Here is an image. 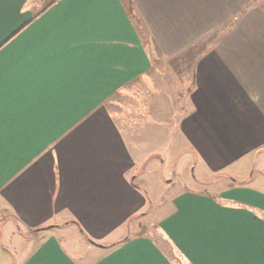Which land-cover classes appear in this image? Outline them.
Segmentation results:
<instances>
[{
  "label": "crops",
  "instance_id": "obj_1",
  "mask_svg": "<svg viewBox=\"0 0 264 264\" xmlns=\"http://www.w3.org/2000/svg\"><path fill=\"white\" fill-rule=\"evenodd\" d=\"M41 2L0 0V67L21 99L0 133V234L10 243H0V264H175L158 235H127L147 205L133 173L143 147L164 141L177 125L184 133L181 123L202 122L215 105L225 106V129L237 131V120V132L247 133L240 119L246 88L218 94L212 81L228 83L223 75L235 68L225 66L228 57L264 70V51L247 62L249 54L225 47L253 35L248 30L259 35L245 41L264 40V0ZM161 61L191 85L182 112L172 107L177 98ZM138 97L144 109L131 105ZM127 102L130 112H121ZM263 123L247 134L254 140L247 147L234 138L216 150L225 165L262 149ZM49 150L28 194L14 195L9 186ZM159 233L190 264H264V187L242 180L216 195L182 190Z\"/></svg>",
  "mask_w": 264,
  "mask_h": 264
},
{
  "label": "rangeland",
  "instance_id": "obj_2",
  "mask_svg": "<svg viewBox=\"0 0 264 264\" xmlns=\"http://www.w3.org/2000/svg\"><path fill=\"white\" fill-rule=\"evenodd\" d=\"M41 1V6H44L48 0ZM229 27L230 26L225 27V29ZM249 28L252 27H246V29ZM246 34H253L249 36L251 38L259 35L258 30L256 32L248 30ZM249 37L243 38L244 41H237L240 43H226L225 47L230 53H235L236 55L237 53H240L241 56L249 54L247 56V62H252V55H263L264 40L245 41V39ZM203 48V45H201L198 50ZM235 59L236 56L225 59V66L235 67L232 74L224 73L223 75L225 80L229 79L226 81L228 83L225 85L221 83L220 80L213 79L212 84L218 87V94L223 92L222 89H224L226 93H231L233 91L234 93L240 94V92L246 88V92H244L243 95L241 94V99L244 97L247 101H242L243 110L240 117V119L243 118L245 124L243 130L247 131V133H244L246 135L237 132L243 126L242 123H239L237 120L232 123L236 125L237 131L230 133L228 128L225 129V124L230 123H225V114H221L225 106L215 105V111L213 113H207L206 115H208V117L202 116V122L197 121L196 123H191V121H187L184 125L181 123L185 134L180 132L177 125L175 129H170L169 135L164 137V141L146 148L143 147L145 154H142V157L145 156V159L140 161L133 173L136 174L135 182L146 191L147 205L143 209L145 210L143 214H139L140 216L133 220L131 219L127 235L134 234L135 232L144 233L154 238L158 235L159 237L156 240H160L163 246L165 245L169 249V255L175 264L190 263L175 250L172 245L162 239L161 233H159V220H161L170 206L171 199L177 193L182 190H195L216 195L218 191L229 182H240L242 180H246V184L249 186L264 187V143L261 145L262 149L257 150L255 153H251L250 156L244 155L242 162L241 160L238 162L236 161L234 165H225L226 157L218 154V151H223L225 148V142L230 144L234 141V138H239L242 142H240L239 149L247 147L254 141L253 136L246 137L247 134L255 130L257 125L260 126V122L262 123L264 120V70L256 69V67L253 68V64L251 63L244 64L247 68L241 63L239 67ZM242 59L243 57L240 58V61H242ZM160 66L167 69V71L170 69L169 77L172 78V80H169L171 85L170 90L171 93L172 90L174 91L177 98L176 102H174L175 105L172 106L173 109L177 110V112L179 110L182 112L184 109L189 108L188 97L191 92V90L189 91V86H191L190 83L188 81L181 83L178 73H176V70L174 71V69L169 68L167 62L161 61ZM139 88L140 86L138 89ZM256 90L258 94H256ZM154 91L155 87H153V93L156 94ZM139 93L144 94L140 90L138 91V94ZM138 94L132 95L136 96ZM253 95L257 97L258 101H255V98L252 99ZM139 100L140 101L136 100V104H133L135 100H131V105L140 106L142 99ZM131 105L127 102L124 103L123 106H120L119 109L121 108V112L127 113L130 112L129 107ZM145 107L146 106H140L139 108L144 109ZM230 107L237 108V106ZM149 108H151V106ZM158 109H160V106H158ZM201 114L204 115V113ZM172 124L173 123H170L171 128ZM191 124L196 125L195 139L189 135L188 130L191 129ZM195 140L199 141V143H196L194 146L193 142ZM211 153L213 154L211 155ZM249 159H251V161H249ZM247 164H249L248 167ZM54 229L57 231V229L61 228ZM0 243L5 247L10 246V243L5 240L2 231L0 234ZM4 261V252L0 248V263Z\"/></svg>",
  "mask_w": 264,
  "mask_h": 264
},
{
  "label": "snow or ice",
  "instance_id": "obj_3",
  "mask_svg": "<svg viewBox=\"0 0 264 264\" xmlns=\"http://www.w3.org/2000/svg\"><path fill=\"white\" fill-rule=\"evenodd\" d=\"M21 103L20 96L18 95V85L14 80H9L0 67V133L4 131L5 125L10 117L17 113L18 105ZM2 147V142H0ZM57 152L61 151V145H54ZM51 156V150L48 154L36 161L32 169L24 175L18 177L16 181L9 186L14 195L24 197L28 194L29 186L34 177L40 176L46 167V161ZM29 173H32L30 176ZM2 194V193H0ZM129 264H139L137 261H129Z\"/></svg>",
  "mask_w": 264,
  "mask_h": 264
},
{
  "label": "trees",
  "instance_id": "obj_4",
  "mask_svg": "<svg viewBox=\"0 0 264 264\" xmlns=\"http://www.w3.org/2000/svg\"><path fill=\"white\" fill-rule=\"evenodd\" d=\"M42 10H43V9H42ZM42 10H41V11H42ZM41 11H40V12H41ZM122 240H123V239H120V240L116 241L115 243H118V242H120V241H122ZM115 243H113V244H115Z\"/></svg>",
  "mask_w": 264,
  "mask_h": 264
}]
</instances>
